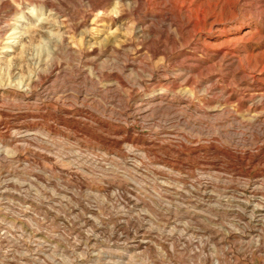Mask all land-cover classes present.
I'll use <instances>...</instances> for the list:
<instances>
[{
	"label": "rangeland",
	"instance_id": "obj_1",
	"mask_svg": "<svg viewBox=\"0 0 264 264\" xmlns=\"http://www.w3.org/2000/svg\"><path fill=\"white\" fill-rule=\"evenodd\" d=\"M0 264H264V0H0Z\"/></svg>",
	"mask_w": 264,
	"mask_h": 264
},
{
	"label": "bare ground",
	"instance_id": "obj_2",
	"mask_svg": "<svg viewBox=\"0 0 264 264\" xmlns=\"http://www.w3.org/2000/svg\"><path fill=\"white\" fill-rule=\"evenodd\" d=\"M249 33V32H248ZM225 40V39H224ZM227 40V39H226ZM261 77V76H260Z\"/></svg>",
	"mask_w": 264,
	"mask_h": 264
},
{
	"label": "clouds",
	"instance_id": "obj_3",
	"mask_svg": "<svg viewBox=\"0 0 264 264\" xmlns=\"http://www.w3.org/2000/svg\"><path fill=\"white\" fill-rule=\"evenodd\" d=\"M14 135H16V133H14Z\"/></svg>",
	"mask_w": 264,
	"mask_h": 264
}]
</instances>
